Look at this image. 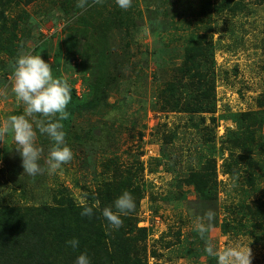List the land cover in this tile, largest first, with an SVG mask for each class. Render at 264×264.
I'll list each match as a JSON object with an SVG mask.
<instances>
[{"label":"rangeland","instance_id":"1","mask_svg":"<svg viewBox=\"0 0 264 264\" xmlns=\"http://www.w3.org/2000/svg\"><path fill=\"white\" fill-rule=\"evenodd\" d=\"M202 1L205 7L211 1L221 9L212 6L202 12ZM4 2L0 9H5V23L7 26L15 23L16 30L5 31L0 27V42L5 47L11 39L16 43V54L10 56L6 48L0 50V124L10 116L24 114V105L12 92V66L21 55L40 54L50 66L58 64L63 79L73 85L79 97L91 90L89 82L104 73L99 65L101 46L109 52L106 60L115 64L120 61L121 65L115 71L108 65L105 68V73L111 75L107 80L112 84L102 93L98 109L81 110L69 124L63 123L73 159L56 174L47 171L46 160L52 142L46 136L37 133L36 145L43 149L40 163L44 171L35 177L24 173L11 133L0 137V206H18L22 214L31 205L37 227L36 221L47 223V214L39 209L41 205L62 209L72 202L68 218L58 226L47 229L43 224L39 227L48 238L53 233L56 235L53 242H47L54 248L72 229L79 227L81 234L85 233L79 224L84 216L81 215V197H86L89 206L98 202L93 211L100 209V199L91 201L88 195L99 185L95 172L101 173L102 161L113 156L115 161L131 168V172L136 171L133 183L144 187L134 215L138 226L149 229L147 237L139 241L147 249L148 264L155 261L159 264H216L208 262L212 258L206 260L205 253H200L199 257L187 252L198 246L194 241L199 235L194 230L195 224L208 210L216 213L209 237L218 248L249 245L252 264H264V232L253 229L245 208L263 200L264 171L261 175L257 165L248 167L250 142L245 143V148L244 143L238 146L236 142L248 135L255 137L251 144V149L255 150L252 155L264 159L263 155H257L262 149L256 146L264 135V124L261 129H254L260 118L253 117L257 112L264 117V107L258 104L264 94V1L133 0L128 10L119 8L116 0H100L99 3L88 0L85 9L75 8L79 0H70L68 6L66 0ZM63 8L74 13H79L80 9L85 16L97 19L90 23L92 27L72 21L65 27L67 19L60 14ZM115 19L122 20V25L116 27L119 23H113ZM104 21L108 33L102 34L104 30L100 25ZM70 31L77 40L71 50L65 44ZM12 33H15L14 38H11ZM102 35L98 41L93 39ZM110 36L112 41H109ZM161 37L171 40L165 48L167 52L158 60L152 53L157 54ZM192 37L212 46L214 67L208 76L215 85L214 112L190 115L160 109L159 92L162 86L168 85L165 81L178 76L185 52L182 46ZM43 40L51 41L53 48L57 44L61 47L60 62L53 59L52 51H32ZM160 71H164L162 77ZM185 81L188 82L186 79L182 82ZM242 113H251L249 121H236ZM236 136L238 139L231 143ZM241 148L245 150L243 155ZM162 149L173 156L170 162L162 158ZM212 149L215 154L209 152ZM206 158L215 160L213 182L217 195L211 208L185 182L189 173L202 168ZM225 161L231 162L236 174L224 172ZM253 167L254 185L245 179L249 176L248 168ZM24 217L31 216L25 214ZM254 234L263 236L258 240ZM153 249L155 256L150 252Z\"/></svg>","mask_w":264,"mask_h":264},{"label":"trees","instance_id":"2","mask_svg":"<svg viewBox=\"0 0 264 264\" xmlns=\"http://www.w3.org/2000/svg\"><path fill=\"white\" fill-rule=\"evenodd\" d=\"M8 1L9 0H7V2ZM4 3V0H0L1 6ZM67 3L69 4L70 0H66V4ZM212 6H216L219 10L221 9L219 4L214 5L211 1L208 2L205 7L204 2L202 1L201 10L202 12L205 9L208 11ZM75 8H77V5ZM4 11L5 9L2 7L0 9V27L4 28L5 31L7 29L16 30L15 23H10V28L6 25L4 19L6 15ZM60 14L67 19L65 27L69 25L71 21L90 24L95 23V19H97V17L94 19L93 16H85L80 9L79 13H74L73 11L68 10V8H63ZM113 23H119L116 26L118 27L122 25V20L115 19ZM92 26L93 24H90V27ZM100 28L101 30H104L102 34H105V32H107V22L104 21L100 25ZM126 28H128V26ZM86 33H88V31H86ZM162 34L165 35V32H162ZM103 36L104 35L99 36L98 38L93 37V39L98 41ZM14 37L15 33H12L11 38ZM71 39H73V41H70ZM168 40L171 39L161 37V43L157 54L152 53L153 58H158L159 60L160 56L167 52L165 48L169 47ZM106 41L107 39H105V42ZM109 41H112L111 36L109 37ZM76 42V37L73 36L70 31L65 41L66 46L71 50ZM15 47L16 43L12 42L11 39L8 40V44L5 45V47L4 44L0 42V50L1 48H6L10 56L16 54ZM101 47L102 50L99 51V65L104 69V73L88 83L91 90L87 93H82V97H79L76 94L73 85L69 83L72 89V101L68 105L67 111L69 112V116L63 121L64 124H69V121L73 118L76 112H81V110L86 111L87 109L97 110L98 103L103 97L102 93L105 92V89L109 87L110 84H112V81L107 80L111 75L105 73V68H107L108 65L111 68V71H115L116 67H120L121 62L117 61V64H115L110 60H106L107 56H109V52L105 51V48L103 49L104 46ZM211 47L212 46L207 41L203 42L200 39H193V37L190 38L189 43H185L182 46V50L184 49L185 52L184 58L179 67L178 76L174 75L172 80L165 81L168 85L162 86L159 92V94H161L160 109L182 111L190 115L199 114L201 112H214L215 85L213 78L208 76L209 71L214 67V61L210 51ZM47 50L52 51L53 59H55L56 62H60L62 49L58 44L53 48L51 41L43 40L35 45L32 51L46 52ZM52 70L54 76L63 79L58 64H54ZM163 72L164 71L159 72L161 77ZM184 79L188 80V82H182ZM84 80H87V77H84ZM133 82L134 81H132L131 84H134ZM258 104L264 107V94L259 98ZM260 113L261 112H257L253 116L255 118H260L257 120L254 129H261L264 124V117L261 116ZM242 114L236 119V121L238 122L239 120L240 123L241 120L244 119L249 121L248 117L251 113ZM248 136L249 137H246L245 139H238L239 136H236L232 139L231 143L238 139L236 141L238 146H240L241 143H244L243 146L245 148V143L250 142V145L247 148L248 153H250L248 157V167L257 165V168H259L262 175L264 171V159L255 158V156L252 155V151L254 153L255 150L251 149V144L255 141V137ZM261 138L262 140L256 146L262 149V153H258L257 155L264 156V135H261ZM207 139L210 140V136H208ZM212 146L213 144L210 143L209 147L211 148ZM241 149L243 155L245 150L243 148ZM209 152L216 153L214 149L209 150ZM160 154L163 159H167L169 162L173 158L171 154L163 149L160 151ZM219 155H222V153L220 152ZM207 158L204 160L202 168L199 171L189 173L185 178V182L187 185H191L194 188L195 193L198 195V198L202 199L204 204L211 208L213 201L216 199L215 195H217L216 185L213 182L216 179L215 160L213 159L211 161L207 160ZM230 158L232 159V157ZM224 164V172L232 176L236 174L232 171L231 162L225 161ZM101 166L102 174L95 172L99 185L96 187V190H90L88 195L91 201L94 199H100V209L94 210L92 216H83L79 221V224L85 233L81 234L82 230L79 227L72 229L66 234L62 243L57 246L54 245V248H51V244L48 245L47 242H53L56 235L53 233V236L48 238V234L44 233L45 230H43V228L40 229L39 227H42L43 224L47 226V229L49 226H58L60 222L68 218L73 206L72 202H69L67 207L62 209L51 207L47 204L41 205L39 209L47 214V223L45 221L39 223L35 220L37 224H39L37 226L38 228L34 224L31 215V205L28 206L22 214L19 213L18 206H0V264H74L76 257L83 252L88 254L91 258L92 264H148L145 260L147 249H145L146 247L141 245L139 241L141 239L144 240L147 237L149 229L137 225L138 218L134 215L135 212L127 217H122L124 223L118 230L113 229L102 215L103 208L111 206L115 199L124 191H128L132 194L137 207L139 205V200L142 197L144 187L134 185L133 178H135L137 174L136 171L131 172V168H126L122 163H118L113 156L106 161H102ZM254 168L255 167L248 168L250 169L248 171L249 176L245 177L246 181L250 182L252 185H254L252 182L253 173L255 172ZM104 175H107L108 177L103 178ZM245 208L246 213L252 220L251 226L253 229L264 232V198L263 200H258L256 204L245 205ZM25 214L30 215L31 217H24ZM49 214H53L54 216H50ZM93 216L95 218L92 222ZM95 221H98L99 224L97 225V223H94ZM254 236L259 240L263 235L254 234ZM73 238L79 240V247L77 249H73L67 244V241H70ZM194 241L198 246L193 249H187V252L191 255L200 257V253H205V241L201 239L199 235ZM150 252L152 256L156 255L155 249ZM206 257L207 260L208 256ZM209 261L215 263L213 258L208 259V262ZM155 262L153 264H159Z\"/></svg>","mask_w":264,"mask_h":264},{"label":"clouds","instance_id":"3","mask_svg":"<svg viewBox=\"0 0 264 264\" xmlns=\"http://www.w3.org/2000/svg\"><path fill=\"white\" fill-rule=\"evenodd\" d=\"M99 3L100 0H97ZM119 8L128 10L133 0H116ZM88 0H79L78 7L85 9ZM14 84L12 92L24 105L23 115H13L0 124V137L9 133L13 136L16 150L22 160L24 173L35 177L44 171L41 167L43 149L36 145L37 133L46 136L52 146L47 156V171L56 174L63 165L73 159V151L66 144V131L63 121L69 116L68 105L72 101V89L67 80L54 76L52 66L39 55L24 54L13 63ZM37 118V119H29ZM38 117H42L39 119ZM83 210L81 215L92 216L98 205L89 206L86 197H81ZM136 210L132 194L124 191L111 206L102 210V215L113 229L123 226L122 217H127ZM216 213L208 210L199 217L195 231L205 241L204 252L215 260L216 264H252V251L249 245L231 244L223 249L217 247L209 234L215 226ZM67 244L77 249L79 240L73 238ZM74 264H92L86 252L79 254Z\"/></svg>","mask_w":264,"mask_h":264}]
</instances>
